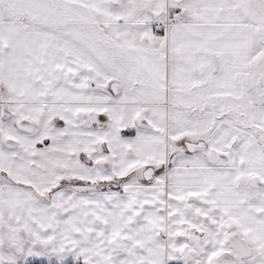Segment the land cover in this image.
Listing matches in <instances>:
<instances>
[{
    "label": "snow or ice",
    "instance_id": "obj_1",
    "mask_svg": "<svg viewBox=\"0 0 264 264\" xmlns=\"http://www.w3.org/2000/svg\"><path fill=\"white\" fill-rule=\"evenodd\" d=\"M0 264H264V0H0Z\"/></svg>",
    "mask_w": 264,
    "mask_h": 264
}]
</instances>
